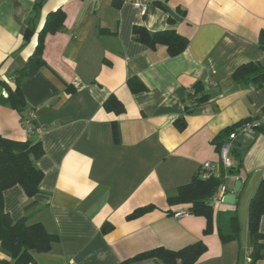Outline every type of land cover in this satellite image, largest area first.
Returning <instances> with one entry per match:
<instances>
[{
  "label": "crops",
  "instance_id": "obj_1",
  "mask_svg": "<svg viewBox=\"0 0 264 264\" xmlns=\"http://www.w3.org/2000/svg\"><path fill=\"white\" fill-rule=\"evenodd\" d=\"M131 2L0 0V98L15 89L13 76L33 55L47 15L66 13L64 29L45 39L47 65L22 82L23 115L0 102V137L41 143L44 150L36 162L44 173L41 192L30 199L20 186L4 191L5 211L13 222L26 218L58 235L49 253L35 254L34 264H123L155 248L179 251L198 242L207 250L196 264H249L248 212L264 182V135L241 132L234 139L247 149L245 172L241 180L229 176L224 186L227 194L238 181L242 187L234 205L214 206L212 234L204 235L203 217H175L187 208L167 199L205 163L215 166L216 177L226 172L211 141L226 127L264 114V87L232 83L240 66L264 65L258 45L264 0H152L162 7L151 4L145 16ZM32 23L36 33L27 42ZM136 25L151 33L176 30L188 47L176 57L162 45L152 50L133 40ZM131 78L147 91L132 94ZM198 82L211 98L186 115L185 97ZM112 94L126 107L124 114L104 110ZM31 114L36 118L28 131L22 116ZM181 117L184 131L175 125ZM150 204L156 209L126 219ZM106 222L114 230L104 235ZM4 263L15 261L0 248Z\"/></svg>",
  "mask_w": 264,
  "mask_h": 264
},
{
  "label": "trees",
  "instance_id": "obj_2",
  "mask_svg": "<svg viewBox=\"0 0 264 264\" xmlns=\"http://www.w3.org/2000/svg\"><path fill=\"white\" fill-rule=\"evenodd\" d=\"M151 4L162 7L159 2L153 3L152 0ZM115 6L119 7L118 4H115ZM65 20L66 13L61 9L47 15L44 26L38 33V44L33 55L28 59L25 66L13 76L15 89L8 88L7 98L1 97L0 102L9 104L23 115L27 108V102L22 90V82L47 65L44 59L45 39L48 35H54L63 30ZM172 22L170 20L171 24ZM35 33L36 29L32 23L26 30V41H30ZM100 33L108 34V31L101 30ZM132 36L134 41L146 45L152 50H155L159 45L165 46L171 57L182 54L189 44V40L176 30L151 33L142 25L134 26ZM258 45L264 51V29L260 32ZM232 83L234 85H251L257 89L264 87V65L248 63L240 66L232 75ZM127 84L132 94L147 91V87L138 78L129 79ZM210 98V95L205 93L204 85L200 82L196 83L185 97V114L195 113L200 105L208 102ZM103 107L106 112L118 116L126 112L124 104L113 94L105 101ZM259 118L246 119L228 126L211 141L218 153L223 145L230 144V154L234 162L231 168L227 169L226 172L223 171L219 177L212 175L208 179H202L199 172L189 184L180 187L174 195L169 196L167 199L170 206H186V211L191 215L205 218L204 235L213 233L214 206L212 200L220 186L226 182L225 176H237L241 180L245 172L244 158L247 149L242 148L240 143L231 140L230 136L232 134L238 135L245 123ZM22 119L24 121L28 118L22 116ZM175 125L179 131H184L186 128L185 118L181 117L176 120ZM112 128L114 139L119 142L120 130L118 123L113 122ZM255 135H264V125L255 128ZM43 155L44 150L41 143L33 144L29 141L20 142L0 137V248L10 255L15 264H34L35 254L49 253L53 245L59 242L58 235L50 234L42 223L28 225L26 218L13 222L4 208V191L14 186H20L30 199L41 192L40 186L44 179V173L38 168L36 162ZM155 209L156 206L152 204L140 207L127 215L126 219H137ZM263 217L264 182H261L249 204V264H257L258 261L264 260V233L260 230ZM113 230L114 225L110 222H106L101 228L104 235ZM206 250L207 247L203 242H198L179 251H171L162 247L155 248L137 255L123 264L151 259L162 264H196Z\"/></svg>",
  "mask_w": 264,
  "mask_h": 264
},
{
  "label": "built area",
  "instance_id": "obj_3",
  "mask_svg": "<svg viewBox=\"0 0 264 264\" xmlns=\"http://www.w3.org/2000/svg\"><path fill=\"white\" fill-rule=\"evenodd\" d=\"M132 5L134 8L142 15L145 16L148 9L151 6V0H132ZM36 116L34 114H31L28 119L23 121V126L28 130L32 131V125L34 122V119ZM264 125V115H262L259 119L253 120L251 122H247L243 125V127L240 129V133H248L250 135H255V128H258L259 126ZM236 134H232L230 136L231 140H234L236 138ZM230 144H225L221 148L219 154L220 158L222 160V163L226 169H229L233 166V161L231 159L230 155ZM215 172V166L211 163H205L202 165L200 170V175L202 179H208L212 175H214ZM229 178L228 175L225 176V179L227 180ZM227 195V190L224 184H222L216 194V196L212 200L213 206L221 204L223 202L224 197ZM190 213L187 211H179L175 213V217L181 218V217H187ZM249 261L250 258L248 257ZM250 263V262H249Z\"/></svg>",
  "mask_w": 264,
  "mask_h": 264
},
{
  "label": "water",
  "instance_id": "obj_4",
  "mask_svg": "<svg viewBox=\"0 0 264 264\" xmlns=\"http://www.w3.org/2000/svg\"><path fill=\"white\" fill-rule=\"evenodd\" d=\"M241 187H242V182L238 181L235 185L234 191L231 194H227L224 197L223 203L227 205H234L236 202V196L238 192L240 191Z\"/></svg>",
  "mask_w": 264,
  "mask_h": 264
}]
</instances>
